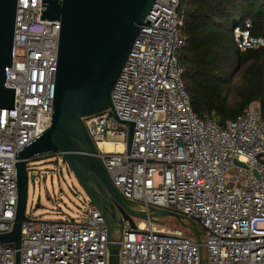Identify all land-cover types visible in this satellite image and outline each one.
<instances>
[{
    "label": "built area",
    "instance_id": "built-area-1",
    "mask_svg": "<svg viewBox=\"0 0 264 264\" xmlns=\"http://www.w3.org/2000/svg\"><path fill=\"white\" fill-rule=\"evenodd\" d=\"M181 1L156 0L112 92L114 113L84 125L124 198L199 220L203 242L184 228L125 220L119 264H201L204 251L207 264H264V119L255 104L224 127L194 113L180 65ZM41 8L18 0L6 80L16 98L14 110L0 109V235L16 218L17 155L52 122L60 23L40 20ZM251 27L234 30L241 51L264 48ZM18 252L20 264H109L105 220L93 205L81 221L29 218L20 249L0 244V264H16Z\"/></svg>",
    "mask_w": 264,
    "mask_h": 264
},
{
    "label": "water",
    "instance_id": "water-1",
    "mask_svg": "<svg viewBox=\"0 0 264 264\" xmlns=\"http://www.w3.org/2000/svg\"><path fill=\"white\" fill-rule=\"evenodd\" d=\"M156 0H42V21L60 23L52 122L50 127L17 155L18 202L11 233L0 235V244L20 249L26 216L29 183L37 175L29 165L41 157L61 156L100 212L107 227L109 264H119L123 223L134 219L164 224L173 218L189 231L198 244L203 242L199 220L174 211L149 207L124 198L114 186L84 119L114 113L112 92L128 59L141 27ZM18 0H0V109L14 110L15 89L6 87L12 67ZM130 125L131 145L134 124ZM38 208V206H37ZM20 264V253L16 254ZM201 264L207 256L201 253Z\"/></svg>",
    "mask_w": 264,
    "mask_h": 264
},
{
    "label": "trees",
    "instance_id": "trees-1",
    "mask_svg": "<svg viewBox=\"0 0 264 264\" xmlns=\"http://www.w3.org/2000/svg\"><path fill=\"white\" fill-rule=\"evenodd\" d=\"M179 14L180 65L198 118L215 117L224 127L258 104L264 119V48L241 51L234 39L247 22L252 36H264V0H182Z\"/></svg>",
    "mask_w": 264,
    "mask_h": 264
},
{
    "label": "rangeland",
    "instance_id": "rangeland-1",
    "mask_svg": "<svg viewBox=\"0 0 264 264\" xmlns=\"http://www.w3.org/2000/svg\"><path fill=\"white\" fill-rule=\"evenodd\" d=\"M115 141L122 142V139ZM54 156L41 157L30 163L37 177L29 183L26 215L35 221H81L92 204L63 158ZM159 220L164 224H154L157 230L179 229L176 228L179 223L173 218Z\"/></svg>",
    "mask_w": 264,
    "mask_h": 264
},
{
    "label": "bare ground",
    "instance_id": "bare-ground-1",
    "mask_svg": "<svg viewBox=\"0 0 264 264\" xmlns=\"http://www.w3.org/2000/svg\"><path fill=\"white\" fill-rule=\"evenodd\" d=\"M102 148L105 149V150H107V151L115 150V149H117V150H121V149H122L121 146H118L117 148H115V147H114L113 145H111V144H103V145H102Z\"/></svg>",
    "mask_w": 264,
    "mask_h": 264
},
{
    "label": "flooded vegetation",
    "instance_id": "flooded-vegetation-1",
    "mask_svg": "<svg viewBox=\"0 0 264 264\" xmlns=\"http://www.w3.org/2000/svg\"><path fill=\"white\" fill-rule=\"evenodd\" d=\"M51 157H52V156H51ZM54 157H58V158H60V159L62 160V157H61V156H54ZM63 162H64V161H63ZM33 169H34V168L31 167L30 170H29L31 174H34V173H35V172L33 171Z\"/></svg>",
    "mask_w": 264,
    "mask_h": 264
},
{
    "label": "crops",
    "instance_id": "crops-1",
    "mask_svg": "<svg viewBox=\"0 0 264 264\" xmlns=\"http://www.w3.org/2000/svg\"><path fill=\"white\" fill-rule=\"evenodd\" d=\"M253 105H254V104H253ZM255 105H258V104H255ZM251 106H252V105H251ZM251 106H250V107H251ZM258 106H259V105H258Z\"/></svg>",
    "mask_w": 264,
    "mask_h": 264
}]
</instances>
